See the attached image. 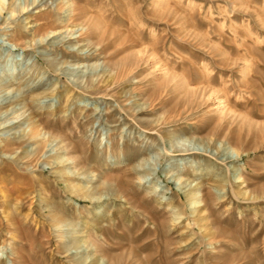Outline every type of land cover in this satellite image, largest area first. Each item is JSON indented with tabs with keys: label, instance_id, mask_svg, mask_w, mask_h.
<instances>
[{
	"label": "rangeland",
	"instance_id": "1",
	"mask_svg": "<svg viewBox=\"0 0 264 264\" xmlns=\"http://www.w3.org/2000/svg\"><path fill=\"white\" fill-rule=\"evenodd\" d=\"M1 5L0 264H264V0Z\"/></svg>",
	"mask_w": 264,
	"mask_h": 264
},
{
	"label": "bare ground",
	"instance_id": "2",
	"mask_svg": "<svg viewBox=\"0 0 264 264\" xmlns=\"http://www.w3.org/2000/svg\"><path fill=\"white\" fill-rule=\"evenodd\" d=\"M107 6V5H106ZM79 8L78 7H76L75 5H72V6H70L69 7V12H74L75 10H78ZM0 10H4V6L3 5H1L0 6ZM67 11V12H68ZM83 11V10H82ZM81 11V12H82ZM80 12V13H81ZM84 13V12H83ZM85 14V13H84ZM85 17V15H83L82 13L80 14V15H78V16H76V20H83V18ZM103 20V19H102ZM83 23L87 26V27H91L92 29H94V30H97L98 28V20H95V19H92V18H88V19H85L84 21H83ZM100 23V22H99ZM104 23V22H103ZM104 25H106L105 23H104ZM101 28H102V26H101ZM102 29H104V28H102ZM134 69V68H133ZM207 79V78H206ZM203 92V91H202ZM209 195V194H208Z\"/></svg>",
	"mask_w": 264,
	"mask_h": 264
}]
</instances>
